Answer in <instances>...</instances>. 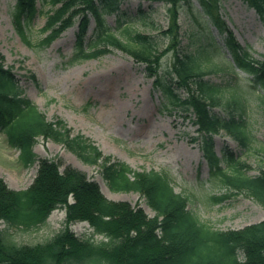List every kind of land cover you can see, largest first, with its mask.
Here are the masks:
<instances>
[{"label": "trees", "instance_id": "trees-1", "mask_svg": "<svg viewBox=\"0 0 264 264\" xmlns=\"http://www.w3.org/2000/svg\"><path fill=\"white\" fill-rule=\"evenodd\" d=\"M133 0H17L13 19L21 38L25 26L37 14V2L47 3L50 10L42 33L45 46L58 39L67 29L77 26L74 52L70 63L98 59L117 50L145 65L147 77L163 96V108L181 109L193 115L197 144L207 163L209 182L215 183L221 194L212 196L214 204L231 197L244 196L264 208V168L249 175L247 165L226 147L220 157L215 152V136L224 133L241 150H250L256 143L244 98L236 80L222 85L206 76L215 69L203 68L214 53L221 55L238 79V70L251 77L245 80L262 90L259 98L264 105V61L249 54L235 39L232 31L218 16L220 0H136L137 14L128 16L121 6ZM253 9L264 27V0H242ZM141 2L162 3L166 7L170 39L161 53H155V36L140 31L151 23ZM116 13L117 24L110 26L105 15ZM182 14L191 16L221 38L215 43L211 33L193 50L179 40ZM91 20L94 28L88 37ZM192 40L200 35L190 31ZM214 49H211V44ZM166 54L170 61L161 73L160 62ZM227 98L223 99V93ZM221 107L220 109H218ZM218 109V111H214ZM0 133L7 144L19 152L27 168L38 162L36 176L30 187L15 191L0 178V264H264V220L239 230L220 231L200 222L187 209V198L174 191L167 174L154 171L135 172L127 164L105 156L88 137L73 133L61 119L48 121L37 106L22 94L19 81L11 67H6L0 53ZM38 138L62 145L81 162L98 166V173L113 192H134L154 213L148 217L138 206L111 201L98 184L83 172L64 166L52 159H37L33 147ZM264 156V149H263ZM213 185V184H212ZM65 212L63 227L43 243L17 244L10 233L16 229H38L50 214ZM85 222L92 229L86 238L77 237L68 226ZM101 236L97 242L93 236Z\"/></svg>", "mask_w": 264, "mask_h": 264}, {"label": "rangeland", "instance_id": "rangeland-1", "mask_svg": "<svg viewBox=\"0 0 264 264\" xmlns=\"http://www.w3.org/2000/svg\"><path fill=\"white\" fill-rule=\"evenodd\" d=\"M141 3L150 15L151 23L145 30L138 26L139 30L155 36L153 51L161 53L170 42L162 34L168 24L166 7L162 3ZM193 4L199 8L195 0ZM16 5L17 0H0V53L5 66L11 67L16 75L23 96L34 103L48 121L61 119L73 133L91 139L103 155L127 164L135 172L167 174L174 191L187 198V209L200 222L215 230H239L264 220V208L241 195L219 205L212 203L210 198L222 192L215 183L209 182L207 163L198 145L193 143L196 135L193 115L178 108H163V96L155 89L153 79L147 77L144 64L117 50L98 59L70 63L77 26L67 29L45 46L42 41L46 35L42 29L50 5L37 2L36 16L25 26L24 41L14 24ZM138 5L139 1L133 0L122 5L121 10L134 16ZM218 7V16L240 46L247 48L252 58L264 61V27L256 12L242 0H220ZM117 18L116 13L105 15L106 23L112 27L117 24ZM191 18L182 14L179 20L182 46L193 50L199 42L205 41L208 33L215 36L216 44L222 46L220 36L212 27L206 28L197 17ZM93 28L91 20L88 37ZM191 30L201 38L192 40ZM211 49H214L213 44ZM228 56L225 48L221 49V55L214 53L210 62L203 65L207 70L215 69L206 78L222 85L238 81L240 93L250 100L246 108L247 119L256 143L248 151L241 150L231 138L220 133L214 139L215 152L220 157L221 149L226 147L247 165L249 175H256L264 168V105L259 98L263 92L249 85L245 80H251V77L238 70L234 71L238 73L236 79L224 60ZM170 58L169 54L162 57L161 73L166 70ZM223 94V99L227 98L228 93ZM33 152L37 159L61 162V169L71 166L83 172L98 184L107 199L141 207L148 217L154 216L137 193L111 191L99 175L98 166L81 162L62 145L38 138ZM37 168L38 162L25 168L19 152L12 149L0 133V178L7 187L15 191L28 189ZM64 222L65 212L58 209L50 214L44 226L29 230L14 228L10 233L17 244L34 245L51 238ZM4 227L0 224L1 229ZM68 228L79 238L92 234L85 222L71 223ZM93 240L99 242L103 239L94 235Z\"/></svg>", "mask_w": 264, "mask_h": 264}]
</instances>
